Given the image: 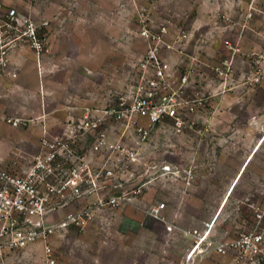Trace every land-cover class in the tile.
Instances as JSON below:
<instances>
[{
	"label": "rangeland",
	"instance_id": "rangeland-1",
	"mask_svg": "<svg viewBox=\"0 0 264 264\" xmlns=\"http://www.w3.org/2000/svg\"><path fill=\"white\" fill-rule=\"evenodd\" d=\"M223 1L225 23L238 21L243 45L256 42L258 47L261 39L250 28L258 32L264 17L255 13L245 18L250 0ZM0 2L4 10L14 8L21 19L28 18L37 25L36 33L44 47L38 53L29 37L22 35L23 23H16L13 29L0 21V44L7 51L0 60V167L20 174L45 153L44 129L51 140L61 136L69 116L47 123L45 109L68 108L77 115L84 106L102 107L108 98L131 95L135 62L146 49L137 33L138 10L146 8L151 17L174 15L184 25H189L187 19L201 17H209L208 24L214 25V16L220 15L214 8L219 0ZM207 3L211 5L205 8ZM188 52L192 53L191 47ZM44 53L53 57L50 69L56 80L48 82L46 88L52 91L55 87L59 92L56 104L54 100L46 102L41 82ZM168 58L173 62L190 59L177 55ZM216 61L214 56L212 62ZM235 69L230 86L210 96L206 82L194 78V87L183 93L196 99L194 110L184 105L180 126L174 119L164 118L154 127L129 181L124 183V169H117L121 184L110 183L105 191L93 189L89 199L69 201L60 211L48 213V221L55 222L65 212L96 201L106 190L120 195L117 205L96 211L85 230L69 227L47 238L53 249V264H264V73H255V83L245 84L252 73L243 54L236 58ZM183 70V66L179 68V72ZM92 91L107 97L81 103L61 98L76 92L85 97ZM106 126L109 141L124 144V123ZM91 140L76 138L71 142L72 151L92 158L97 171L102 155L90 152ZM70 153L62 154L69 158ZM122 154L110 151L105 157L116 161L124 158ZM166 164L171 165L170 171L163 170ZM67 170L65 165L60 173L66 175ZM58 176L53 168L50 182L59 185ZM137 187L141 192L133 193ZM61 199L54 194L52 205ZM161 202L165 207L160 218L147 212ZM244 236H249L250 242L243 247L238 245L224 253L216 250L220 242L240 241ZM199 241V248L189 256ZM43 246L44 241L37 240L23 248L0 249V264H50Z\"/></svg>",
	"mask_w": 264,
	"mask_h": 264
},
{
	"label": "built area",
	"instance_id": "built-area-1",
	"mask_svg": "<svg viewBox=\"0 0 264 264\" xmlns=\"http://www.w3.org/2000/svg\"><path fill=\"white\" fill-rule=\"evenodd\" d=\"M256 1H260L259 6L255 4ZM148 12L146 8L137 12V33L145 41L146 49L135 62L131 95L108 98L102 107L84 106L77 115L70 112L61 136L52 140L45 128L42 138L45 153L38 156L23 174L0 167V249L23 248L43 240L46 259L53 264V249L47 238L57 230L69 227L85 230L93 221L95 212L105 206L117 205L120 195L106 190L102 196L98 195L96 201H88L80 208L65 212L55 222L48 221V213L60 211L69 201L89 199L93 189L105 191L110 183L121 184L122 177L115 174L117 169H124V183L129 181V175L138 164L139 155L154 127L164 118L174 119L180 126L184 122L181 111L184 105L186 109L194 110L196 99L183 95L187 88L194 87V78L206 82L208 96L213 95L215 90H224L235 80V63L240 54L245 57L252 73L245 79V84L255 83V73H264V24L258 32L250 28L260 37L261 44L257 47L256 42H252L244 46V36L237 26L239 22L225 23L223 14L214 16V25L205 24L189 29L179 17H151ZM255 13L264 17V0H250L245 18ZM0 21H5L13 29L16 23H23L25 28L22 35L29 37L38 53L43 50L42 40L36 33L37 25L28 18L21 19L14 8L4 10L1 2ZM190 47L191 54L188 52ZM6 52L5 45L0 44V60H4ZM171 55L189 56L190 59L187 62L183 58L173 62L168 58ZM214 56L217 57L216 62H212ZM182 66L184 70L179 72ZM74 110H78V107ZM114 122L124 123V144L119 141L112 143L108 139L106 125ZM129 134L132 138H128ZM84 137L92 139L90 152L102 155L97 171L93 169L92 158L85 153L78 155L72 151L71 142ZM110 151L123 153L124 158L109 161L105 153ZM63 152H71L70 157H64ZM65 165L68 170L63 175L60 170ZM53 168L59 175L56 179L59 182L55 181L59 185L50 182L49 174ZM163 170L170 171L171 165H164ZM139 192L141 187L133 189V193ZM54 194L63 198L58 200L56 206L51 202ZM127 198L124 192V200ZM164 207L165 203L161 202L147 212L160 218ZM201 242L193 246L189 256L199 248ZM248 242L249 236H244L240 241L220 242L216 250L224 253L229 248L243 247Z\"/></svg>",
	"mask_w": 264,
	"mask_h": 264
},
{
	"label": "crops",
	"instance_id": "crops-1",
	"mask_svg": "<svg viewBox=\"0 0 264 264\" xmlns=\"http://www.w3.org/2000/svg\"><path fill=\"white\" fill-rule=\"evenodd\" d=\"M210 5H211L210 3H207L204 7L207 8V7H210ZM225 6H226V4L224 3V1L223 0H219V2H217V5H215L214 8H217L218 9L217 12L220 11V14H223L224 12H226ZM212 10H213V8H212ZM208 20H209V17H201V18L196 19V20H193V19L190 18V20L187 19V22H186V23H189V25L187 24L185 26L187 28H189V29L190 28L194 29V28H197V27H199L201 25L208 24ZM53 52H54V54L59 53L56 50H53ZM52 58L53 57H51V55L49 53H44L42 55V60H41V64H40V68H41L40 69L41 70L40 71L41 72L40 76H41V82L43 84L44 91H45L44 93H46V97H45L46 102L48 103L49 101L54 100L53 102H55V104H56L58 102L56 100H58L60 98V96L58 95L59 92H57L55 90L56 89L55 87L51 88L52 91L51 90H47V88H46L47 87L46 85L48 84V82H54L56 80L55 77L53 76V74H51V69H50V61H51ZM74 58H75L74 61H76V64H78V60H79L78 59V55L74 54ZM53 86H55V85H53ZM103 87L107 88L105 83H104ZM53 89H54V91H53ZM50 91L52 93H50ZM48 92H49V94H51L50 96L47 95ZM92 93L93 94H91V95H87V96L83 97V96H80L76 92V93L72 94L70 97L61 96V98H62V100H65V102L69 101L71 103H81V102H84V101L91 102V100H94V99L103 101L104 98L107 97V96L105 97V96L96 95V94H94V91H92ZM58 96H59V98H58ZM47 103H45V104H47ZM44 111H45L44 117L46 118L45 120L48 121L47 123H49V120L54 119V118H56V119L64 118L71 112V111H69L68 108H67V110L64 109V108H62V109L54 108L53 111L51 109L48 110V108H47ZM56 112H59V114L56 113ZM57 115H60V116H57ZM54 116H57V117H54ZM47 123H46V125H49Z\"/></svg>",
	"mask_w": 264,
	"mask_h": 264
}]
</instances>
